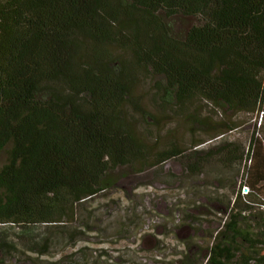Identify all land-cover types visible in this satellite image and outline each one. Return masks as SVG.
Listing matches in <instances>:
<instances>
[{"label": "trees", "instance_id": "trees-1", "mask_svg": "<svg viewBox=\"0 0 264 264\" xmlns=\"http://www.w3.org/2000/svg\"><path fill=\"white\" fill-rule=\"evenodd\" d=\"M175 16L196 24L173 32ZM141 77L159 79L163 112H264V0H0V225L55 226L110 171L144 166L127 110ZM220 142L153 165L237 166L247 193L221 210L204 264H264V142Z\"/></svg>", "mask_w": 264, "mask_h": 264}, {"label": "rangeland", "instance_id": "rangeland-1", "mask_svg": "<svg viewBox=\"0 0 264 264\" xmlns=\"http://www.w3.org/2000/svg\"><path fill=\"white\" fill-rule=\"evenodd\" d=\"M170 23L173 32L184 33L196 21L175 16ZM156 82L158 78L141 77L132 92L135 106L127 108L132 128L148 152L140 161L145 169L135 164V170L124 166L110 171L108 190L78 204L72 218L55 226L0 225V264H204V251L226 220L221 210L233 203L234 194L247 193L241 171L222 170L214 161L192 171L181 158L153 164L171 151L189 157L192 146L202 142L196 149L228 140L246 148L252 138L264 142V134L252 126L256 112H213L202 106L203 101L189 106L183 116L163 112L155 97ZM222 124L237 127L229 131ZM220 133L222 139L207 140ZM258 203L253 208L264 214Z\"/></svg>", "mask_w": 264, "mask_h": 264}, {"label": "built area", "instance_id": "built-area-1", "mask_svg": "<svg viewBox=\"0 0 264 264\" xmlns=\"http://www.w3.org/2000/svg\"><path fill=\"white\" fill-rule=\"evenodd\" d=\"M263 116H264V112L262 111L256 112V115L253 118V122L256 124V127H260ZM244 190L247 191V189Z\"/></svg>", "mask_w": 264, "mask_h": 264}, {"label": "crops", "instance_id": "crops-1", "mask_svg": "<svg viewBox=\"0 0 264 264\" xmlns=\"http://www.w3.org/2000/svg\"><path fill=\"white\" fill-rule=\"evenodd\" d=\"M239 114H240V113H239ZM252 122H253V121H252ZM252 126H253V127L255 126L254 122H253ZM236 127H237V126H236ZM236 127H235V128H236ZM235 128H234V129H235ZM234 129H232V130H234ZM232 130H231V131H232ZM218 138H219V137H217V138L211 140L210 142H213V141H215V140H218ZM207 142H209V141H207ZM219 168H221L222 170H224V169H236V170L238 171L237 166H234L233 168H223V167L219 166ZM232 179H233V178H232ZM233 180H234V179H233ZM233 180H232V182H233Z\"/></svg>", "mask_w": 264, "mask_h": 264}]
</instances>
